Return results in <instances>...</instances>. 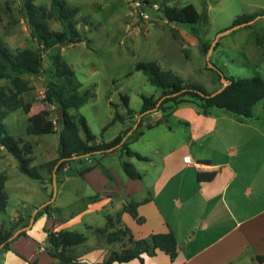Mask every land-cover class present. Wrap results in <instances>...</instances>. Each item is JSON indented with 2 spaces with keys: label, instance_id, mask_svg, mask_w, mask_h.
<instances>
[{
  "label": "rangeland",
  "instance_id": "1",
  "mask_svg": "<svg viewBox=\"0 0 264 264\" xmlns=\"http://www.w3.org/2000/svg\"><path fill=\"white\" fill-rule=\"evenodd\" d=\"M53 1L36 0V4L49 11ZM65 1L69 7L77 10L75 20L82 42L58 45L54 51L58 48L62 59L74 70L81 84L80 91L90 90L91 93L88 103L78 110H70V114L86 118L97 143L111 142L132 127L123 142L128 140L129 149L149 161L128 156L121 149L107 156L97 154L75 159L56 174V195L53 196L55 168L39 169L43 178L41 185L23 175L18 161L0 145V172L9 178L6 185L9 202L6 211L0 213V225L7 232H12L19 218H27L25 223H30L31 218L28 217L38 207L48 203L50 214L47 216L54 218L58 231H77L87 237L84 244L69 248L68 253L77 258L79 255L86 264H95L98 257L94 255L93 248L98 247L100 253L110 248L108 256L107 251L102 255L107 256L105 261L114 252L122 253L129 248L130 240L149 239L152 234L160 233L165 222L176 226L175 221L181 220L185 208L182 199L189 198L187 194L190 187L196 186V168L188 164L184 156L214 157L212 144L217 143L212 138L206 144L199 139L189 143L191 129L183 121L187 118L185 113L190 112L188 107L175 110L167 123L149 129L148 124L156 123L161 114L152 112L140 128L136 127L143 107L142 96H160V91L149 83L145 74L135 70L136 65L155 62L162 70L173 71L186 82L200 85L209 93H215L223 87L222 76L236 80L257 76L264 78V0H149V4L145 0ZM187 5H193L201 14L208 16L209 23H201L199 29L203 41L211 43L220 33L230 30L239 16H258L253 24L221 36L208 62L199 40L190 32L191 26L171 24L162 17L160 11L165 6L182 8ZM22 7L21 0H0V38L11 52L23 49L39 52L44 72L39 76L24 77L33 87L31 92L24 95L25 101L32 103V109L29 114L23 110L11 113L5 125L14 139L21 140V147L26 143L32 146L31 153L26 157L30 159L31 167H40L59 158V134L28 136L26 128L29 120L44 116L56 122L62 111L45 99L50 70L54 68L49 57L52 51H46L32 37ZM49 24L54 31L63 30L62 25L54 19ZM258 37L260 45L257 44ZM0 85L10 86V83L3 81ZM124 96L129 98V106ZM128 109L135 114L129 115ZM211 111L213 114L220 112L218 109ZM116 112L125 121H119L104 131ZM80 134L85 138L82 131ZM98 161L102 165L85 172ZM124 162L131 163L142 179L131 180L124 172ZM180 179L184 180L185 186L180 190V196L176 194L174 198L180 199L181 205L167 198L165 191ZM149 193L155 201L154 205H147L140 210L146 223L138 224L124 212V206L147 198ZM81 195L85 200L80 204L78 202L82 200L78 201V197ZM103 201L106 202V208L84 214L76 224L67 225L72 212L80 214L89 205ZM87 225L96 229L89 227V230ZM120 229L127 234L120 241L109 243L108 234ZM31 231L33 236L36 234L35 241L43 245L42 239H46L43 232L36 226ZM97 244H102L104 249ZM48 248L49 245L45 247L46 250ZM23 249L31 256L38 252L39 247L25 242ZM7 252L1 254L0 264H20L14 262V255L7 262ZM243 253L240 264H261L257 259L253 261L255 253L252 248L245 249ZM41 262L42 259L39 264ZM134 264L140 263L136 261ZM145 264H171V260L159 252L155 257L146 258Z\"/></svg>",
  "mask_w": 264,
  "mask_h": 264
},
{
  "label": "trees",
  "instance_id": "2",
  "mask_svg": "<svg viewBox=\"0 0 264 264\" xmlns=\"http://www.w3.org/2000/svg\"><path fill=\"white\" fill-rule=\"evenodd\" d=\"M24 17L28 20L32 37L37 39L46 51H52L49 54L52 67L51 75L48 79V87L45 93V99L48 103L55 105L64 113L62 119L56 122L39 116L29 120L26 128L28 136H41L48 134H59L58 153L59 158L43 164L40 167L30 166V159L26 156L32 151V146L28 143L20 146L21 140L14 139L6 125V118L17 110H23L25 114H29L32 109V103L24 99V95L33 90L31 83L25 76H39L44 70L42 68V56L39 52L32 49H23L17 52H11L0 38V83L8 81L10 86L0 85V145L18 161L20 172L26 177L38 181L43 185L42 175L39 169L49 167L50 169L62 160L57 169V173L64 167L69 165L73 160L86 156H95L101 154L107 156L121 149L128 156H135L138 160L149 161L148 158L141 156L129 149L128 140L123 142L125 136L132 130L128 128L122 135L117 136L111 142H96V136L91 132L87 120L84 116H73L70 110H78L90 98V90L80 91L81 84L78 83L74 70L62 59L60 51H54L58 45H62L67 41L75 43L81 38V34L77 28L75 16L77 10L67 5L65 0H54L51 9L40 7L36 4V0H21ZM149 4V0H145ZM162 17L167 22L175 25L191 26L190 32L194 35L202 45L204 53L207 54L212 43L203 41L199 26L201 23H209L208 16L201 14L193 5H187L182 8L178 7H161ZM258 15H242L239 16L232 24L233 26L248 23L254 20ZM58 21L62 27V31H54L50 28V20ZM2 14L0 11V23ZM194 26V27H192ZM196 26V27H195ZM257 44L260 45V38H257ZM218 46V43H217ZM136 71L143 72L149 83L160 91V96L146 97L142 96L143 107L140 111L142 116L138 128L144 123L145 118L150 114V110L156 108L158 102L164 98L157 112L162 113V117L154 124H148L149 129L158 127L162 123H167L168 118L180 106L184 104L195 105L199 113L208 115L212 109H218L226 112L240 122L256 121L253 115V108L264 100V78L253 77L250 79H234L226 78L229 84L225 89L215 95L207 92L202 86L186 82L181 76L170 70H162L155 62L138 63L135 67ZM127 106H129V98L123 97ZM129 115L135 114L128 109ZM119 121H125L123 116L118 112L115 113L112 121L104 128V131L111 125ZM81 131L85 138L81 136ZM102 165L97 162L86 169L89 172L96 166ZM125 174L131 180L142 179V175L131 164L124 162L122 164ZM83 172V174L85 173ZM199 181H211L215 177V173L203 177L199 174ZM9 178L0 172V213H4L9 202V195L6 185ZM150 201L147 197L141 202L132 201L124 206V212H127L136 220L138 224L145 223V218L139 213L140 205ZM50 206L41 209L36 217L35 223L44 215L50 214ZM31 218V217H28ZM27 219V218H25ZM24 218H19L14 224L12 232H7L3 225H0V258L5 251L11 250L12 244L21 237H26V231L20 233L17 238L10 240L18 230L29 225V221L25 223ZM47 234L49 248L47 253L53 258L50 264H86L77 257L68 253V249L84 244L87 237L80 232L70 230L53 231L44 228ZM127 232L118 230L109 233L107 240L109 243L120 241ZM157 251H161L169 256L171 261H175L179 255V244L175 234L170 231L167 233L152 234L149 239L130 240V247L122 253L114 252L108 259L101 264H131L134 260H139L140 264H145L143 255L154 257ZM257 260L264 263V256H258Z\"/></svg>",
  "mask_w": 264,
  "mask_h": 264
},
{
  "label": "crops",
  "instance_id": "3",
  "mask_svg": "<svg viewBox=\"0 0 264 264\" xmlns=\"http://www.w3.org/2000/svg\"><path fill=\"white\" fill-rule=\"evenodd\" d=\"M181 107H188L190 110L185 113L189 119L183 120L184 125L191 129L189 143L192 144L199 139L206 144L212 138L217 141L215 142L217 145L212 144L215 150L214 157L184 156V160L196 168V186L190 187L187 194L189 198L182 199L185 208L181 220L175 221L176 226L165 222L164 229L160 231V233L172 231L177 238L179 255L171 264H240L244 250L249 248L255 253V256H252L253 261L258 256H264V100L253 108V115L259 122H240L221 110L216 114L210 111L209 115H203L190 104H184L176 110ZM160 116L162 117V113L159 114V119ZM211 173H215L213 180L199 181V174L205 178ZM184 186L183 179L175 182L171 188L165 190L167 198L170 197L181 205L180 199L174 198V195H178ZM148 197L150 201L140 205L139 213L147 205H154L151 193ZM84 198L83 195L79 196L78 201H82L78 203H84ZM88 207L80 214L72 212L67 225L76 224L84 214L106 208V202ZM35 226L46 237L43 238L45 240L42 239L43 245L37 243L36 234L35 236L32 234L31 230ZM55 227L57 226L54 218H48L47 215L41 217L29 231H26L28 232L26 237H21L12 244L11 250L7 252L6 261L9 262L14 255V262L20 264H39L41 259L43 261L41 264L52 263L53 258L45 251L48 241L44 228L58 231ZM87 227L96 229L92 225ZM22 241L34 247L38 246V252L30 256L23 249L25 242ZM97 245L104 249L102 244ZM109 249L100 253L98 247L93 248L94 255L98 257L94 263L103 262L109 254ZM105 251L107 256L103 257ZM159 252L163 253L157 251V254ZM77 256L85 262L83 258ZM143 258L145 261L151 257L143 255ZM136 261L140 263L139 260H134L131 264Z\"/></svg>",
  "mask_w": 264,
  "mask_h": 264
},
{
  "label": "water",
  "instance_id": "4",
  "mask_svg": "<svg viewBox=\"0 0 264 264\" xmlns=\"http://www.w3.org/2000/svg\"><path fill=\"white\" fill-rule=\"evenodd\" d=\"M255 20H256V19H254V20H252V21H250V22H248V23H243V24H240V25L233 26L230 30H228V31H226V32H223V33H220V34L216 37V39L213 41V43H212V45H211V47H210V49H209V51H208V53H207V60H208V62H209L210 57H211V55H212V53H213V51H214V48H215V46L217 45V43H218V41H219V39H220L221 36H223V35H225V34H228V33L232 32V31H234V30H236V29H238V28H240V27H245V26L251 25V24H253V23L255 22ZM81 42H82V40H81V39H78V40H76L75 43H81ZM70 44H72V42H71V41H67V42L63 43L62 46H67V45H70ZM209 66H210V67H213L211 64H209ZM222 78H223V87H222L220 90H218L217 92L213 93L211 96H215V95L221 93V92L225 89V87L229 84V81H228L224 76H222ZM163 100H164V98H162V99L158 102V104H157V106H156L155 109L150 110L149 112H150V113H152V112H157V110L159 109V107H160V105H161V103H162ZM143 115H145V114H142V115L138 118V124H139V122H140V120H141V118H142ZM63 117H64V113L62 112V113L60 114L59 118L62 119ZM138 124L136 125V127L138 126ZM61 163H62V160L56 165L55 170H54V194H53V196L56 195V182H55V177H56V174H57V169H58V167H59V165H60ZM47 205H48V203L43 204L42 206L38 207V208L36 209V211L32 214L29 225H28L27 227L22 228V229L18 230L17 232H15L14 235L10 238V240H14L15 238L18 237V235H19L20 233H22V232H24V231H29V230L33 227V225L35 224V217H36L37 213H38L41 209H43L44 207H46ZM1 248H2V246L0 247V250H1Z\"/></svg>",
  "mask_w": 264,
  "mask_h": 264
}]
</instances>
